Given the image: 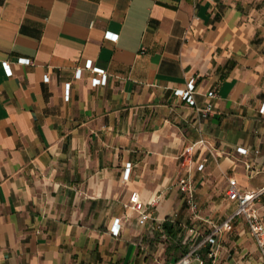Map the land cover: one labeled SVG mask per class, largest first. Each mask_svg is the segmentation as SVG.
<instances>
[{"label":"crops","instance_id":"obj_1","mask_svg":"<svg viewBox=\"0 0 264 264\" xmlns=\"http://www.w3.org/2000/svg\"><path fill=\"white\" fill-rule=\"evenodd\" d=\"M227 178L264 187V0H0V264H261L242 217L204 242Z\"/></svg>","mask_w":264,"mask_h":264},{"label":"built area","instance_id":"obj_2","mask_svg":"<svg viewBox=\"0 0 264 264\" xmlns=\"http://www.w3.org/2000/svg\"><path fill=\"white\" fill-rule=\"evenodd\" d=\"M116 39V36L112 37ZM24 64H30V59H21L20 60ZM93 71L101 76L100 83L105 84L107 75L103 70L93 68ZM79 74V72H78ZM69 84L66 85L65 89V98L69 97ZM194 82L191 80L188 83L187 90L180 91L178 95L182 97L185 101H187L190 105H195L194 97ZM208 96L210 98L215 96V93L209 92ZM211 106L209 105L204 112H211ZM204 141H199L189 147H187L184 152L181 154V165L183 169L187 173H191L195 168L197 170H202L204 168V163H200L198 165L194 164V160L192 158V154L195 149L199 146H203ZM240 152H244V150L239 149ZM130 170V165L128 164L126 167V173L128 174ZM180 191L183 193L187 204L191 209H196V203L194 200V191L193 184L190 177L183 178L179 183ZM264 194V187L256 192L247 193L239 187L237 181L233 178H227L226 185V196L229 201L235 203L236 210L232 215L226 218L222 223L215 225L213 227L212 233L206 237L204 242L210 243L212 246H217V237L224 232H230L233 229V222L237 217H242L244 222L249 228V233L255 241L258 253L259 260L261 264H264V221L261 217L260 213L255 207L256 202H258L259 198ZM152 201L149 203H145L141 200L138 192H132L129 196V202L127 204V208L132 212L139 215V224H145L149 219V213L147 206L152 205ZM118 222V221H117ZM113 233L117 235L119 233V227L117 225L113 228ZM196 250L197 247L191 249L188 253L180 257L172 264H193L194 257L196 258ZM214 252H211L210 256L214 255Z\"/></svg>","mask_w":264,"mask_h":264},{"label":"rangeland","instance_id":"obj_3","mask_svg":"<svg viewBox=\"0 0 264 264\" xmlns=\"http://www.w3.org/2000/svg\"><path fill=\"white\" fill-rule=\"evenodd\" d=\"M230 1L237 2L239 0H230ZM255 207L258 210V212L260 213V215H261V217L263 218V221H264V206H262L260 204V201H259V202H256Z\"/></svg>","mask_w":264,"mask_h":264}]
</instances>
